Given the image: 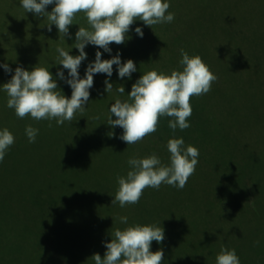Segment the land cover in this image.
Wrapping results in <instances>:
<instances>
[{
    "label": "trees",
    "instance_id": "1",
    "mask_svg": "<svg viewBox=\"0 0 264 264\" xmlns=\"http://www.w3.org/2000/svg\"><path fill=\"white\" fill-rule=\"evenodd\" d=\"M232 1L170 0L168 11L175 18L158 30V38L164 40V27L171 28L176 39L184 43L183 50L190 56L202 57L218 79L208 93L202 94L200 105L199 96L190 98L192 114L187 129L177 128L173 133L168 127L172 118L163 116L159 118L157 130L141 141L127 145L119 139L123 129L108 125V109L119 96L116 89L121 85L125 88V94L119 96L124 100L131 84L120 83L114 73L110 78L113 91L108 94L104 91L106 75L94 76L87 109L77 112L71 122L66 121L62 126H57L55 120L36 121L30 116L21 119L11 110L12 127L0 126L7 127L15 137L0 162V229L17 228L14 230L20 236L12 246L6 239L0 240V264H94L92 256L99 253L103 258L106 252L102 242H110L116 228L127 226L119 223L120 216H127L129 224L156 223L164 228V240L159 244L153 241L150 249L155 252L163 248L162 264H216L221 246L234 248L241 264H264V233L259 230L263 226L248 225L244 217L237 220L234 217V214L253 216L264 212V190L260 197H254L246 189L247 184L250 188L254 185V189L264 185V114L235 117L240 94L245 93L248 100L260 99L259 105L263 108L259 112H263L264 52H258L252 66L257 67L259 63L262 71L221 73V65L217 69L219 59L212 63L213 51L215 54L218 49L222 51L226 60L231 52L255 53L247 31L228 28L227 36H215L208 47L199 50L195 41L200 34L178 28L182 22H190L187 18L207 13L216 33L229 15ZM259 6H264V0L245 2L247 10ZM14 9L12 27L2 34L0 41L6 45L11 40L12 50L19 51L30 43L35 44L36 56H42L39 66L49 67L55 75L62 67L56 65L57 46L69 50L78 27H88L83 12L77 14L74 25L69 27L72 38L65 37L64 41L55 25L51 32L47 30L46 17L36 20L33 13H25L19 0ZM230 25L229 22L227 26ZM252 34L251 37L256 35ZM229 44L234 50L228 48ZM96 50V46L86 47L88 60L81 64V77L87 63L95 59ZM70 54L76 55L78 51L72 48ZM58 87L66 96H71V88L64 81L58 80ZM232 112L234 120H231ZM27 125L39 129L34 143H29L25 135ZM206 135L211 137L210 147L202 141ZM179 137L184 139L185 147L191 145L199 150L196 170L185 187L178 189L162 184L159 190L145 188L137 204L124 208L118 203L111 205L119 187L117 177L126 176L129 170L128 159L155 153L167 165L170 163L167 142ZM239 229H246L245 234H237Z\"/></svg>",
    "mask_w": 264,
    "mask_h": 264
},
{
    "label": "clouds",
    "instance_id": "2",
    "mask_svg": "<svg viewBox=\"0 0 264 264\" xmlns=\"http://www.w3.org/2000/svg\"><path fill=\"white\" fill-rule=\"evenodd\" d=\"M19 3L25 13L46 17L47 30L51 32L55 25L64 41L65 37L72 38L69 27L74 25L78 13L83 12L87 19L88 27H78L75 42L69 50L57 46L56 65L62 67L57 69L55 75L49 71V67L39 66L38 63L31 70L17 66L14 73L9 64L0 63L5 74H12L6 83L0 85V91L7 94L6 107L14 109L18 118L30 116L36 121L55 120L57 126L71 122L77 112L83 113L87 109L96 74L106 75L104 91L108 94L113 91L110 78L114 65L119 79H131L132 73L137 71L132 59L122 62L120 51L112 55L110 47L112 43H125L130 26L135 21H143L145 26L152 28L153 25L171 23L175 18L174 13L168 11L170 0H19ZM49 5H53L51 11L47 10ZM134 31L143 38L142 27L137 26ZM89 45L96 46L97 51L95 59L87 63L81 77L79 69L82 62L88 60L85 49ZM72 48L78 54H70ZM104 53L111 58L102 59ZM180 55L182 71H147L132 85L124 100L119 96L125 94V88L121 85L116 89L119 96L109 106L107 120L108 125L123 129L119 139L127 145L135 144L155 132L159 118L163 116L172 118L168 121V127L173 133L177 128L184 130L190 127V98L208 93L217 76L199 55L190 56L183 49ZM58 80L71 88L70 97L58 87ZM38 133L39 129L31 125L25 128L29 143L35 142ZM14 142L13 133L7 127H0V162H3ZM167 150L170 153V163L167 165L162 164L155 153L143 158H129L126 176L117 177L119 187L111 205L118 203L119 207L124 208L137 204L145 188L159 190L162 184L183 189L196 170L199 150L191 145L185 147L182 137L169 139ZM118 220L127 226L116 228L110 242H102L106 252L103 258L99 253L94 254V264H162L165 259L163 248L155 252L150 249L153 241L159 244L164 240V228L156 223L129 224L127 216H120ZM216 264L241 262L234 248L221 246L216 255Z\"/></svg>",
    "mask_w": 264,
    "mask_h": 264
},
{
    "label": "rangeland",
    "instance_id": "3",
    "mask_svg": "<svg viewBox=\"0 0 264 264\" xmlns=\"http://www.w3.org/2000/svg\"><path fill=\"white\" fill-rule=\"evenodd\" d=\"M17 2L18 0H0V37L2 36V34L8 33L12 27L13 20L16 16V14H12L16 13L14 7ZM245 2L246 0L232 1L229 15L227 14L226 19H224L220 23L221 28L217 30L216 33L213 26L214 22L211 21L212 18L207 13L196 15V17L193 16L190 18L191 20L187 18V20H189L190 22L184 21L180 26H178L180 31L193 30L200 34V38L195 41V43L198 45L199 50L200 47H208L209 42L214 40L215 36L216 38L217 36H227L225 30H227L228 28L232 31H238L242 28L247 31V35L250 38V43L252 44V46L254 45L255 53L250 50L242 51L239 53L231 52L229 53L230 58L226 60L227 57H223L224 53L222 51H218L219 49L216 48L218 49L216 51L219 55L215 54V51H213L214 58L212 63H214L216 59H219L217 63V69L221 65V73H226L231 70H234V72L242 71L247 73H250V71H262L260 69L261 65L259 63H257V67L252 66L257 61L255 57L257 56L258 52H264V6H259L252 10H247V8H245ZM52 7L53 5L48 6V8ZM21 16H25V14H21ZM37 19L39 20L41 19V17H36V20ZM229 22L231 23V25L227 26ZM137 26L142 27L144 32L143 38L137 36L134 31ZM161 26L162 24H158L153 25L151 28L149 26H145L143 24V21H135L134 24L130 26V31L127 34L128 39H126L125 43L120 45L112 43L110 45V47L112 48V55H115L117 50L120 51L122 62L126 61L127 59H132L136 63L137 71L132 73L131 79H128L127 77L123 79L118 78L120 83L122 82L123 84L127 82L130 83V87H132V85L142 74L153 69L168 73H170L172 70H182V66L179 64V60L181 59L180 48H185L183 45L184 43H180L176 39L174 33L171 31V28H169L167 25L164 27L166 38L164 40L161 38L163 40L161 42V39L158 38V30L159 28H161ZM249 28L251 29V32H249ZM252 32L256 34L254 37H251L253 35ZM35 35H37V33ZM221 45L223 48L225 47L224 44ZM213 46H215V44H213ZM0 47H4L1 52L2 59H0V63L9 64V66L13 69V73L17 66H23L24 68L31 70L33 66L39 63V61L41 60L40 57H42L41 54H38L36 56L35 44L33 43H30V45H28L27 47L21 48L20 51L12 50L13 46L11 44V40L6 45H3L0 41ZM228 48H230V50H234V46L232 44H229ZM100 51L103 52L102 49H100ZM104 58L110 59L111 57L108 53H104ZM113 69V73L116 77H118L115 65L113 66ZM11 75L12 74H5L4 70L0 68V85L6 83L11 78ZM201 97L202 95L199 96V105L203 102V100L200 99ZM247 98L248 95L246 93L244 95L240 94L237 109L235 111V117L243 119L248 115H254L256 117L259 113L263 115L264 109L263 112H259L263 108V105H259L260 101L258 100L260 99L255 98L248 100ZM6 102L7 94L0 91V126L6 124L10 125L9 127H12V124L14 122L11 117L12 109L6 107ZM231 116V120H234L233 112L231 113ZM206 128L207 124L204 125V129ZM210 138V136L206 135L202 139V141L206 145H208V147L211 146ZM215 150L218 151L216 148ZM254 183L256 185L258 182L255 181ZM262 186L263 187L254 189V185H252L250 188L247 184L246 189L251 190L250 193H252L254 197H260L259 195L261 194V191L264 190V185ZM252 189L254 190L252 191ZM234 217L235 220L244 217V222H248V225H250L251 223H257L259 224V226H263L260 227L259 230L261 234L264 233V212L259 211L256 213V215L253 216L234 214ZM14 229L18 230L17 228ZM14 229H0V240L3 239L5 241L6 239L9 245H14V243L19 240L20 236ZM236 232L237 234H240V236H242L245 234L246 229H239ZM16 252L19 253V249H17ZM214 263H216V260Z\"/></svg>",
    "mask_w": 264,
    "mask_h": 264
}]
</instances>
